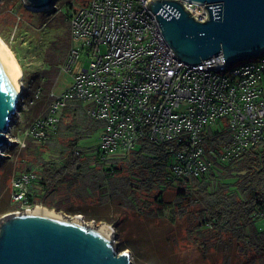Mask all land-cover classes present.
Instances as JSON below:
<instances>
[{
	"label": "built area",
	"instance_id": "2783aa9c",
	"mask_svg": "<svg viewBox=\"0 0 264 264\" xmlns=\"http://www.w3.org/2000/svg\"><path fill=\"white\" fill-rule=\"evenodd\" d=\"M146 2L72 4L70 44L59 66V71H69L70 80L59 92L49 90L44 115L32 119L25 136H46L63 109L80 101L101 124V159L127 154L145 139L173 143L170 174L194 178L214 161L232 160L264 138V53L226 66L221 51L186 63L176 57ZM182 2L190 15L207 19L203 5L208 3ZM223 130L227 139L208 148L206 134L218 136ZM17 143L25 145L20 139ZM37 177L30 169L12 178V200L22 208L32 206L27 194ZM258 217H264V209Z\"/></svg>",
	"mask_w": 264,
	"mask_h": 264
},
{
	"label": "trees",
	"instance_id": "16d2710c",
	"mask_svg": "<svg viewBox=\"0 0 264 264\" xmlns=\"http://www.w3.org/2000/svg\"><path fill=\"white\" fill-rule=\"evenodd\" d=\"M74 2L64 1L67 6L64 17L66 22ZM51 8L58 11L56 2ZM69 44L67 24L45 49L43 61L47 67L39 76L41 82L36 81L34 85L36 97L45 96V93L48 95L52 78L58 74ZM33 99L32 97L30 102L34 101ZM26 120L27 124L32 121L29 122L30 118ZM100 126V122L85 113L84 105L80 101H71L63 109L58 124L47 134V138L50 137L52 147H55L53 144L58 142L60 134L72 133L73 136L66 148L58 147L56 150L51 147L48 150V156L54 159L43 160V155L47 154L44 153L46 150H37L43 163L40 165L38 177L29 186L26 203H36L50 191V186L53 187L59 181L72 183V178H79V182H82V178L88 176L95 179L96 185L91 188L85 184L84 189L96 197L100 190L97 198L101 203L119 197L121 206L147 209L149 202L146 198L142 200L141 206L137 196L138 191L144 190L153 193L152 200L158 202L156 214L167 216L171 222L176 215L182 217L192 212L196 219L188 230L190 234L195 232L199 236L193 238H201L199 246L203 253L209 249L207 240L220 241L224 234L229 233L230 235L226 236L228 247L232 240H237L244 256L251 252L257 253L262 260L264 228L259 229L255 219L258 212L264 209V138L232 160L214 161L207 172L197 177L174 178L169 169L173 143L155 144L145 139L127 154L101 159L97 145L91 147L80 143L83 139L93 136ZM226 139L227 132L224 130L218 136L213 132L207 133L206 146L214 150ZM92 148L95 150L90 153L91 156L88 155L87 159L80 158L81 153L87 152L85 149ZM30 169L31 167H28L25 171ZM175 182L180 186L176 187L175 199L167 204L164 202V189ZM57 208L61 207L57 204Z\"/></svg>",
	"mask_w": 264,
	"mask_h": 264
},
{
	"label": "rangeland",
	"instance_id": "374dc122",
	"mask_svg": "<svg viewBox=\"0 0 264 264\" xmlns=\"http://www.w3.org/2000/svg\"><path fill=\"white\" fill-rule=\"evenodd\" d=\"M64 1L56 0L58 11L48 8L44 10V14L32 15L31 13L39 11L28 8L26 0H0V36L9 45L21 66L20 82L23 87L17 101V113L6 133L13 144L0 149V153L4 154L0 157V217L26 208V206L22 208L20 203L12 200V178L16 174L25 172L28 167L38 174L43 161L39 158L37 150H46L44 153H47L52 147L48 135L42 138L25 136V128L28 125L26 118L28 120L30 118V122L39 115L43 116L48 104L47 93L45 96L36 97L34 85L36 81L41 82L39 76L47 67L43 61L45 49L50 41L67 27L68 22L64 20L67 6ZM74 1L77 3L84 0ZM69 80L68 70L59 71L52 78L49 90L53 88L59 92ZM32 97L34 101L30 102ZM100 131L101 126L93 136L83 139L80 143L95 147ZM72 136V133L60 134L58 142L53 144L55 147L52 148L56 150L58 147L66 148ZM17 139L25 145L20 146ZM85 150L87 152L81 153V159H87L95 149ZM49 159L54 157L48 156V153L43 155V160ZM72 180L74 181L72 183L59 181L53 187L50 186V191L45 197L39 198L32 206L42 204L68 216L81 214L85 222L109 224L112 227L110 237L115 253L125 252L129 264H264V256L260 260L257 253L251 252L248 256H244L237 240H232L228 247L226 236L229 233L224 234L220 241L207 240L209 249L203 253L199 246L201 238H193L199 236L195 232L190 234L188 230L196 219L194 214L188 212L182 217L176 215L172 222L167 216L157 215L159 204L152 200L153 193L138 191L140 205L143 206L141 202L146 198L149 207L135 209L121 206L119 197L101 203L97 198L100 190L97 192V197L86 192L85 184L95 188L96 183L93 178L87 176L82 178V182H79V178ZM174 184L167 185L164 189L163 197L167 204L175 199L176 187L180 186L177 182ZM65 199L67 201H64ZM57 204L60 209L57 208ZM255 224L259 229H263L264 217H257Z\"/></svg>",
	"mask_w": 264,
	"mask_h": 264
},
{
	"label": "water",
	"instance_id": "95a60500",
	"mask_svg": "<svg viewBox=\"0 0 264 264\" xmlns=\"http://www.w3.org/2000/svg\"><path fill=\"white\" fill-rule=\"evenodd\" d=\"M26 1L28 8L38 11L56 2ZM190 1L208 3L203 5L207 19L190 15L182 0L146 2L178 59L194 64L221 51L226 66L264 53V0ZM17 75L0 45V149L13 144L6 133L21 95ZM62 214L54 212L53 207H33L0 217V264L130 263L125 252L115 253L109 224L85 222L81 214Z\"/></svg>",
	"mask_w": 264,
	"mask_h": 264
},
{
	"label": "bare ground",
	"instance_id": "6f19581e",
	"mask_svg": "<svg viewBox=\"0 0 264 264\" xmlns=\"http://www.w3.org/2000/svg\"><path fill=\"white\" fill-rule=\"evenodd\" d=\"M0 45L3 47V49L5 50V52L7 53V55L9 56L10 60L12 61L13 65H14V68L17 72V77H16V82H17V85L21 91V88H22V85H21V82H20V77H21V66L15 56V54L13 53V51L11 50V48L9 47V45L3 40V38L0 36ZM19 91V92H20ZM18 92V94H19ZM17 94V96H18ZM17 96L15 98V100L17 99ZM33 207H39V208H47L46 206L42 205V204H36L34 206H31V207H28L27 209H31ZM47 209H50V208H47ZM54 212H57L55 210H53ZM61 215H63L61 212H59ZM71 221V220H69ZM103 224V223H102ZM109 228V227H108ZM111 230V228H109ZM111 233V232H110Z\"/></svg>",
	"mask_w": 264,
	"mask_h": 264
}]
</instances>
